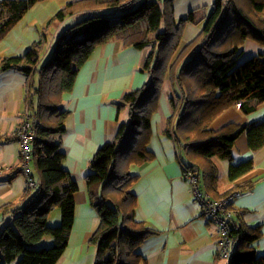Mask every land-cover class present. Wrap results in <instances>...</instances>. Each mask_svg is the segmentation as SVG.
Segmentation results:
<instances>
[{"label": "trees", "instance_id": "trees-1", "mask_svg": "<svg viewBox=\"0 0 264 264\" xmlns=\"http://www.w3.org/2000/svg\"><path fill=\"white\" fill-rule=\"evenodd\" d=\"M48 1L1 2L0 43L35 5ZM177 1L72 2L44 25L35 26L40 41L23 55H0V72L14 70L26 80L25 118L29 117L35 131L30 170L38 184L35 190L27 185L22 204L8 203L0 209V225L5 216L12 218L0 227V264H57L62 258L75 222L78 192L76 181L64 167L62 136L69 112L63 106V95L72 91L80 70L96 49L112 40L136 49L150 48L142 69L150 79L143 88L126 93L117 104L119 114L128 112V121L121 123L114 140L99 150L85 178L90 204L100 220L89 240L96 247L95 264H146L137 250L159 234L135 220L137 197L132 185L137 177L130 167L154 158L149 148L151 122L168 77L179 93L170 100L172 116L167 134L181 146L184 168L197 177L200 189L214 200L240 191L241 187H235L219 196V171L212 158L229 160L237 138L245 131L252 150L263 148L264 122L232 124L219 131L210 127L240 101L245 114L264 104V50L243 64L238 62L247 40L264 48V0H214L208 14L196 16L191 12L180 19L175 17ZM76 15L84 19L61 34L53 55L43 63L49 37ZM189 25L199 27L201 32L180 51ZM252 167L253 161L233 166L230 180ZM232 207L236 209L235 202ZM56 209L61 210V224L50 227V215ZM234 220L229 264H264V254L258 255L254 248L263 236L262 229ZM45 237L52 238V246L36 248Z\"/></svg>", "mask_w": 264, "mask_h": 264}, {"label": "crops", "instance_id": "crops-1", "mask_svg": "<svg viewBox=\"0 0 264 264\" xmlns=\"http://www.w3.org/2000/svg\"><path fill=\"white\" fill-rule=\"evenodd\" d=\"M76 1L79 0H50L35 5L0 43V55H23L31 45L40 41L35 26L44 25L63 5ZM208 1L178 0L174 5L175 17H185ZM208 3L213 5L214 0ZM200 32L199 27L189 25L180 51ZM263 50L260 44L247 40L239 64L258 56ZM150 51V48L127 47L115 40L98 47L80 70L72 91L63 95V106L69 112L62 136L66 155L64 167L76 181L78 192L75 195L73 230L57 264H95L96 247L89 240L100 220L90 204L85 178L91 173V163L99 150L113 141L121 123L128 121V112L119 114L117 104L126 93L139 90L149 82L148 73L142 69ZM26 92V80L21 73L14 70L0 72V209L8 203L22 204L28 194L24 175L16 171L21 164V145L16 133L27 115ZM178 93L179 89H173L168 77L158 111L151 122L149 148L154 158L143 165L130 167V172L137 177L132 185L137 197L135 220L159 232L142 244L137 252L146 264H229V258L217 256L218 247L212 236L217 228L200 216L192 188L184 178L186 169L182 148L173 136L167 134L168 121L172 116L170 100ZM262 122L264 104L250 114H245L236 104L220 114L210 128L219 131L232 124L251 126ZM212 161L219 171V196L241 187L238 190L243 194L235 201L237 215L234 222L238 224L241 221L247 226L262 229L263 236L254 248L258 255H263L264 147L252 150L245 131L237 138L229 160L214 156ZM250 161H253V167L248 172L230 180L233 166ZM5 217L1 228L12 222L10 215Z\"/></svg>", "mask_w": 264, "mask_h": 264}, {"label": "built area", "instance_id": "built-area-1", "mask_svg": "<svg viewBox=\"0 0 264 264\" xmlns=\"http://www.w3.org/2000/svg\"><path fill=\"white\" fill-rule=\"evenodd\" d=\"M241 105V101L237 104ZM17 138L21 145L22 163L19 172L23 173L29 188L35 190L38 184L31 176V141L35 138V131L30 127L29 117L17 131ZM184 178L192 188L195 201L200 208V216L207 218L217 226V231L212 234L215 243L218 245V257L229 258L231 256V247L233 242L232 222L237 212L232 204L242 196L241 191H235L228 196L214 200L210 194L203 192L199 187L198 179L190 171L186 170Z\"/></svg>", "mask_w": 264, "mask_h": 264}, {"label": "rangeland", "instance_id": "rangeland-1", "mask_svg": "<svg viewBox=\"0 0 264 264\" xmlns=\"http://www.w3.org/2000/svg\"><path fill=\"white\" fill-rule=\"evenodd\" d=\"M205 1H208V0H205ZM208 2H210V0ZM208 2L205 3V5L201 6V8H199L198 10H194L192 12H195L196 16L208 14L212 8V5H210ZM207 5H209V6H207ZM64 6L65 5H63L62 7H64ZM83 19H84V17H79V16L72 17V18L68 19L62 26H60L55 32L52 33V35L49 37V41L46 44L45 49H44L43 57L44 56L45 57L43 59V63H45L48 60V58H50L53 55L55 48L57 46V43H58V39L61 36V34L66 29L77 24L78 22H80ZM18 105H19V103H18ZM25 121H26V118L23 117V121L21 124L23 125L25 123ZM51 215H53V216H51ZM51 215H50V220L48 222V225L50 227L60 226V224H61V210L58 209L57 212L54 211L51 213ZM57 219L59 220L58 223H56ZM51 246H52V238L51 237H45L43 239V241L36 246V248H42V247L43 248H49Z\"/></svg>", "mask_w": 264, "mask_h": 264}]
</instances>
